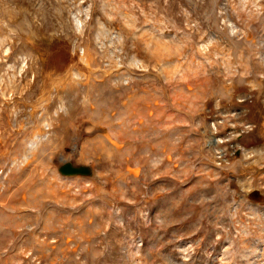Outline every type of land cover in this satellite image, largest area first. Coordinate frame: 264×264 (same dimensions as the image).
Masks as SVG:
<instances>
[{
	"label": "rangeland",
	"instance_id": "rangeland-1",
	"mask_svg": "<svg viewBox=\"0 0 264 264\" xmlns=\"http://www.w3.org/2000/svg\"><path fill=\"white\" fill-rule=\"evenodd\" d=\"M0 264H264V0H0Z\"/></svg>",
	"mask_w": 264,
	"mask_h": 264
},
{
	"label": "water",
	"instance_id": "water-1",
	"mask_svg": "<svg viewBox=\"0 0 264 264\" xmlns=\"http://www.w3.org/2000/svg\"><path fill=\"white\" fill-rule=\"evenodd\" d=\"M59 172L65 176L83 175L87 176L90 174V168L86 165H73L71 162H64L59 166Z\"/></svg>",
	"mask_w": 264,
	"mask_h": 264
}]
</instances>
